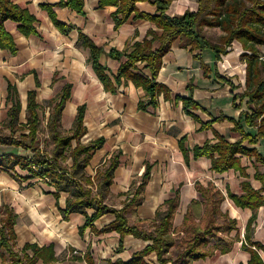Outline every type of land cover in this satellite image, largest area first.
Masks as SVG:
<instances>
[{
  "label": "crops",
  "instance_id": "1",
  "mask_svg": "<svg viewBox=\"0 0 264 264\" xmlns=\"http://www.w3.org/2000/svg\"><path fill=\"white\" fill-rule=\"evenodd\" d=\"M12 1L35 16L37 34L25 36L19 32L16 22L7 20L4 23L16 51L11 53L0 48V131L6 130L4 125L9 120L12 106V102L7 100L8 84H12L17 92L18 124L27 122V93L33 90L39 118L36 137L42 154L50 156L54 147V106L63 89L69 85V98L60 110L57 131L61 135L70 133L75 125L77 108L84 105L85 133L79 142L88 145L101 139L102 143L91 151L88 163L83 168L90 182H80L98 198L102 195L101 203L104 206L115 210L122 208L132 196L128 190L139 183L145 163H149L150 178L143 202L137 208L140 218L155 217L157 208L179 189V206L174 217V225H178L190 201L201 198L194 183L206 185L213 182L226 195L221 209L236 220L244 239L251 210L236 206L227 197V190L238 195L242 193L240 182L243 177L240 171L229 169L215 172L210 168L208 157L194 158L192 154L193 147L201 146L206 141H217L215 134L229 142L240 138V133L233 129L234 123L228 118L235 119L239 114V110L232 107L229 85L216 80L213 73L204 77L201 63L192 57L191 52L180 48L178 41H174L169 52L163 56L157 75V82L169 89V98L161 93L155 107L141 109L139 101L147 100V94L141 87L122 80L119 84L113 82V92L104 88L88 60V49L80 44L79 33L101 48L100 62L107 67V74L113 81L112 75L117 72L119 60L110 57V49L130 52L134 43L142 41L149 29L159 32L154 22L131 14L115 29L112 18L115 6L101 8L98 7V0H84L83 14L68 7L51 8L55 19L61 24L59 26L45 7L59 0ZM136 6L144 14L153 15L156 12L155 5L148 1H138ZM196 8V0H171L167 13L180 15ZM260 50L264 54V45L260 46ZM241 52L240 44L234 42L218 63L224 77L241 84L239 91L244 88L245 79ZM125 60V57L121 59ZM214 61L210 53H204L205 64L212 67ZM144 64L138 63V67L149 74L148 69L143 68ZM191 78L195 85L193 97L200 106L192 112L199 119L185 113L182 101L176 98L189 94L186 87ZM220 115L226 118L216 119ZM43 127L46 129L43 135L45 140L40 132ZM22 132L27 134L28 130ZM180 140L188 151L187 161ZM75 144L76 140H72V146ZM258 149L264 152V146H258ZM13 151L21 156H32L30 151L22 148H13ZM112 156H117V164L112 170L111 183L104 188L100 175ZM253 161L246 156L241 157L244 171L257 189L260 182L254 179L255 166L258 165L261 170L263 166ZM71 163V158H68L63 164L70 166ZM75 191L72 184L55 187L18 166L14 170H0V213L4 207H8L16 214L15 249L21 251L26 244L49 248L55 259L47 263L39 258L35 264H100L106 260L126 261L149 244L128 234L124 236L123 247H119V233L106 229L114 221L115 213L103 210L98 217L86 223V217L96 212L97 205L82 206L79 211L69 210L67 199ZM252 239L264 243V205L258 209ZM241 243L240 239L225 256L214 254L194 264H212V261H217L216 264L246 263L249 254L241 249ZM26 253L33 255L31 249H27ZM261 256L264 264V252H261ZM146 259L153 263L155 256L150 254Z\"/></svg>",
  "mask_w": 264,
  "mask_h": 264
},
{
  "label": "trees",
  "instance_id": "2",
  "mask_svg": "<svg viewBox=\"0 0 264 264\" xmlns=\"http://www.w3.org/2000/svg\"><path fill=\"white\" fill-rule=\"evenodd\" d=\"M138 1H148L155 5V14L139 12L136 6ZM196 2V10H186L180 15L172 16L167 13L171 0H98V7L107 5L116 7L112 13L115 29L134 14L135 17H145L154 22L159 30L157 32L149 29L142 41L134 43L130 52L110 49V57L119 60L117 72L112 75L113 81L107 74V67L100 62L101 48L83 33H79L80 44L88 49V60L106 90L115 91L113 82L119 84L122 80L145 90L146 102L140 100L138 103L141 109H146L147 106L155 107L157 97L161 93L165 98H169V89L157 82V75L162 66V58L169 52L174 41H178L180 48L191 52L192 57L201 63L204 77L207 78L213 73L216 80L229 85L232 107L238 109L239 114L235 119L228 118L234 123L233 129L240 133V138L229 142L215 134L217 141H206L201 146L193 147L192 154L194 158L208 157L211 162L210 168L215 172L221 173L229 169L240 171L243 177L240 182L242 193L238 195L227 190V197L236 206L251 210L241 243L249 258L246 263L238 264H263L261 252H264V243L253 241L252 236L258 209L264 205V152L258 149V146H264V54L260 50V46L264 45V0H196ZM54 6L68 7L77 13H84V0H59L54 5L45 6L54 23L59 26L61 24L55 19L51 10ZM7 20L16 22L19 32L28 36L37 34L36 18L26 8L20 7L12 0H0V48L14 53L16 47L13 38L4 25ZM209 30L218 31L219 34L214 37L208 34ZM234 42L240 44L242 49L240 60L245 64L244 88L241 91H239L241 84L224 77L218 68L222 56L229 51ZM205 52L210 53L215 59L212 67L204 63ZM123 57L126 58L125 61H121ZM138 63H145L143 68L148 69L149 74H145L138 67ZM69 88L68 85L63 89L59 101L54 106L55 117L52 123L54 147L51 155L48 156L40 151L36 137L39 118L35 91L30 90L27 93V122L18 124L16 122L19 110L17 92L12 84H8L7 100L12 102V106L8 114L9 120L4 125L6 130L0 131V146H2L0 170H14L15 166H18L30 172L32 176L40 177L49 185L60 187L61 184H72L76 191L67 199L69 210L79 211L82 206L97 205L96 212L86 217V223L98 217L103 210H108L115 213V219L106 229L119 233V247H123L124 236L128 234L149 242L126 261L106 260L100 264H194L195 261L214 254L216 241H222L224 244L221 248L222 253L228 252L233 242L229 235L236 229V220L221 209L226 195L213 182H208L206 185L194 183L201 198L190 201L183 220L178 225H174V217L179 206V189L175 190L173 197L165 200L157 208L155 217L140 218L137 214V208L143 202L145 187L150 178L149 163H145L139 183L128 190V193L132 194L130 200L119 210L104 206L101 203L102 195L98 198L81 184L80 180H84L87 184L90 182L83 168L88 163L91 151L100 146L102 140H95L88 145L79 142L85 133L84 105L77 108L75 125L70 133L61 135L57 131L60 110L69 98ZM186 88L189 94L176 98L182 101V109L185 113L199 119L192 112L200 108L193 97L195 85L192 78ZM221 118L226 116L220 115L216 119ZM244 127L254 130H245ZM24 129L28 130L27 134L22 132ZM72 140H76L74 146ZM179 142L187 161L188 151L183 147V141ZM13 148L30 151L32 156L18 155ZM242 156L253 159V162L263 166V170L258 165L255 166L254 179L260 182V187L257 189L252 186L249 176L244 171L245 168L241 164ZM68 158L72 161L70 166L63 164ZM116 158L117 156H112L101 172L100 178L104 188L111 183L112 170L117 164ZM33 164L39 165L41 169L34 171ZM15 220L16 214L11 209L4 207L1 210V264H35L39 258L47 263L54 260L49 248L26 244L21 251L15 249ZM27 249L32 250V256L26 253ZM150 254L155 256L153 263L146 259Z\"/></svg>",
  "mask_w": 264,
  "mask_h": 264
},
{
  "label": "rangeland",
  "instance_id": "3",
  "mask_svg": "<svg viewBox=\"0 0 264 264\" xmlns=\"http://www.w3.org/2000/svg\"><path fill=\"white\" fill-rule=\"evenodd\" d=\"M208 34H212L214 37H216L218 34H219V32L218 31H214V30H209L208 31ZM223 67V66H222ZM224 69V68H223ZM41 137L42 138H44V136L43 135H45L46 134V129L43 127L42 129H41ZM46 138H44V140H45ZM48 146V145H47ZM43 149H45V146L43 145ZM48 149L49 150H51V148L50 147H48ZM47 149V150H48ZM239 235L241 236V241L243 242V236L240 234V232H239V228H237V225H236V229H234V230H232L231 232H230V235H229V238H232L233 239V242H232V247H231V249L228 251V252H225V253H222L221 252V248L222 247H224V244L222 243V241H216V243H215V246H216V250H215V252H214V254L216 255V256H219V257H222V256H225L224 254H229V252H231V250L233 249V247H234V244L236 243V242H239L240 241V239H239ZM223 237H224V239H225V236L223 235ZM226 239H228V238H226ZM215 242V241H214ZM241 249L242 250H244L243 248H242V246H241ZM213 254V255H214ZM221 260V259H220ZM217 263V261H215V262H213L212 261V264H216ZM226 263V262H225ZM199 264H204L203 262H201V263H199Z\"/></svg>",
  "mask_w": 264,
  "mask_h": 264
},
{
  "label": "built area",
  "instance_id": "4",
  "mask_svg": "<svg viewBox=\"0 0 264 264\" xmlns=\"http://www.w3.org/2000/svg\"><path fill=\"white\" fill-rule=\"evenodd\" d=\"M32 168L34 169V171H39L41 169V167L37 164H33Z\"/></svg>",
  "mask_w": 264,
  "mask_h": 264
}]
</instances>
